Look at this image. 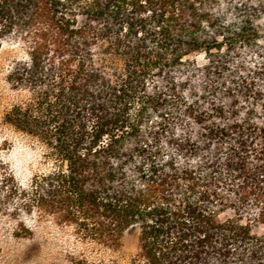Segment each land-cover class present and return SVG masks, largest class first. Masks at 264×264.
Here are the masks:
<instances>
[{
    "label": "trees",
    "instance_id": "obj_1",
    "mask_svg": "<svg viewBox=\"0 0 264 264\" xmlns=\"http://www.w3.org/2000/svg\"><path fill=\"white\" fill-rule=\"evenodd\" d=\"M3 46L35 165L0 149L16 236L36 216L108 248L137 229L128 264H264V0H0Z\"/></svg>",
    "mask_w": 264,
    "mask_h": 264
},
{
    "label": "rangeland",
    "instance_id": "obj_2",
    "mask_svg": "<svg viewBox=\"0 0 264 264\" xmlns=\"http://www.w3.org/2000/svg\"><path fill=\"white\" fill-rule=\"evenodd\" d=\"M14 50L8 46L0 48V149L4 159L23 178L35 167L29 158V143L4 121L10 106L24 98L7 83ZM26 222L32 229L31 235L18 237L14 220L0 214V264H128L139 248L135 228L121 236L116 248H108L80 239L71 228L57 225L51 218L32 216Z\"/></svg>",
    "mask_w": 264,
    "mask_h": 264
}]
</instances>
